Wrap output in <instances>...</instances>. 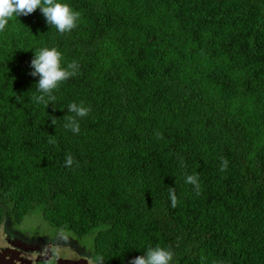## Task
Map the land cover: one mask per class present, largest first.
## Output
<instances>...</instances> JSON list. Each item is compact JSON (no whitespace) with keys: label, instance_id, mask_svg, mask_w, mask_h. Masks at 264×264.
Masks as SVG:
<instances>
[{"label":"trees","instance_id":"1","mask_svg":"<svg viewBox=\"0 0 264 264\" xmlns=\"http://www.w3.org/2000/svg\"><path fill=\"white\" fill-rule=\"evenodd\" d=\"M57 2L80 13L70 32L39 9L0 32V225L41 237L31 264L156 246L171 264H264V0ZM44 47L77 65L48 105L29 75ZM71 103L89 109L78 133ZM37 216L55 231L21 229Z\"/></svg>","mask_w":264,"mask_h":264},{"label":"clouds","instance_id":"2","mask_svg":"<svg viewBox=\"0 0 264 264\" xmlns=\"http://www.w3.org/2000/svg\"><path fill=\"white\" fill-rule=\"evenodd\" d=\"M39 9L50 27H55L61 34L70 32L76 27L79 12H75L68 4L57 2V0H0V32L4 31L10 19L14 16H29ZM62 54L56 48L44 47L34 52V58L30 62V67L34 69L29 75L39 77L35 89L40 93L32 99L38 103L48 105L50 100H54L52 95L59 84L73 75L77 70L75 62L67 67L62 66ZM68 110L75 115L66 116L64 119L70 121L71 130L79 132L77 117L83 118L88 115L89 109L81 104L71 103ZM55 124V119L52 120ZM73 159L71 155L66 158V166H71ZM227 160L222 163V170L226 169ZM187 182L195 185L197 192L199 189L198 178L188 176ZM173 190L170 189V193ZM173 206L176 205V197L171 196ZM173 251L161 246L148 247L142 255L134 257L129 264H171ZM97 264H103V257H96Z\"/></svg>","mask_w":264,"mask_h":264},{"label":"rangeland","instance_id":"3","mask_svg":"<svg viewBox=\"0 0 264 264\" xmlns=\"http://www.w3.org/2000/svg\"><path fill=\"white\" fill-rule=\"evenodd\" d=\"M39 223H41L42 227H38L34 224L30 218H26L25 225L21 226V229L25 232L29 233V236H36L35 233H37L38 228H43L48 233L54 232L55 229H53L41 216H37ZM32 222V223H31ZM31 225V227L29 226ZM45 241V240H44ZM91 241V239H89ZM88 242V241H87ZM42 243L41 237H27L24 236L20 231H17L11 220L7 219L4 224L0 225V248L1 249H12V250H18L23 251L26 253H39L42 251V248L40 247V244ZM79 246V245H76ZM82 251H86L84 245H82ZM89 248V247H88ZM63 251H61V256H63L64 259L69 261L68 264H88L87 260L84 258H81L77 254H62ZM36 259V255L33 256ZM31 257L32 259H34ZM34 260H32L33 262Z\"/></svg>","mask_w":264,"mask_h":264},{"label":"water","instance_id":"4","mask_svg":"<svg viewBox=\"0 0 264 264\" xmlns=\"http://www.w3.org/2000/svg\"><path fill=\"white\" fill-rule=\"evenodd\" d=\"M31 263H32L31 256L26 252L0 248V264H31Z\"/></svg>","mask_w":264,"mask_h":264},{"label":"flooded vegetation","instance_id":"5","mask_svg":"<svg viewBox=\"0 0 264 264\" xmlns=\"http://www.w3.org/2000/svg\"><path fill=\"white\" fill-rule=\"evenodd\" d=\"M59 244H61V245H66L65 243H59ZM44 244H40V247L42 248V249H46L44 246H43ZM68 245H70V244H68Z\"/></svg>","mask_w":264,"mask_h":264}]
</instances>
